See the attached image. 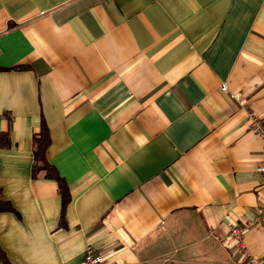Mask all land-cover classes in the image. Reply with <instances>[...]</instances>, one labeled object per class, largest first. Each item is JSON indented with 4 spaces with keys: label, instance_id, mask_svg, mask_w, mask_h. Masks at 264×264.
<instances>
[{
    "label": "crops",
    "instance_id": "obj_1",
    "mask_svg": "<svg viewBox=\"0 0 264 264\" xmlns=\"http://www.w3.org/2000/svg\"><path fill=\"white\" fill-rule=\"evenodd\" d=\"M246 108L264 119V0H0L1 249L12 264H82L89 246L105 264H239L209 232L240 223L263 256ZM42 118L62 219L57 182L31 176Z\"/></svg>",
    "mask_w": 264,
    "mask_h": 264
},
{
    "label": "built area",
    "instance_id": "obj_2",
    "mask_svg": "<svg viewBox=\"0 0 264 264\" xmlns=\"http://www.w3.org/2000/svg\"><path fill=\"white\" fill-rule=\"evenodd\" d=\"M220 90L223 92L227 91V86L225 83H221ZM242 106H245L244 103H241ZM246 107V106H245ZM246 124L247 127L257 136L262 142L263 145V160L256 167V170L264 176V119L255 114L249 108H246ZM253 224L258 228L264 226V204L259 212V214L254 219ZM247 225L240 223H232L228 227V231L225 235L219 236L214 234L211 230V234L219 243L228 244L233 242L240 252L241 259L239 264H264V255L256 256L249 252L244 242V233L247 229ZM105 255L102 252H96L92 247H87L84 255L82 264H105L104 261Z\"/></svg>",
    "mask_w": 264,
    "mask_h": 264
},
{
    "label": "trees",
    "instance_id": "obj_3",
    "mask_svg": "<svg viewBox=\"0 0 264 264\" xmlns=\"http://www.w3.org/2000/svg\"><path fill=\"white\" fill-rule=\"evenodd\" d=\"M17 69L25 68V66H16ZM8 130L0 133V145L5 147L8 142ZM33 162L31 166L32 178L45 177L54 179L59 188L61 195L62 207H61V219L64 215V210L67 203L70 200V194L68 185L65 179L59 174L55 166L50 164L46 158V151L50 144L49 129L44 118L41 119L39 131L33 135ZM1 211H14L15 209L7 200L0 197V212ZM0 264H12L5 252L0 247Z\"/></svg>",
    "mask_w": 264,
    "mask_h": 264
}]
</instances>
